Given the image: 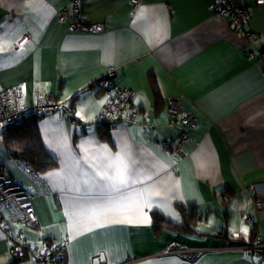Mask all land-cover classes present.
<instances>
[{"label":"crops","instance_id":"obj_1","mask_svg":"<svg viewBox=\"0 0 264 264\" xmlns=\"http://www.w3.org/2000/svg\"><path fill=\"white\" fill-rule=\"evenodd\" d=\"M221 1L83 0L81 20L104 28L85 33L58 13L72 0H0V92L20 86L27 104L52 98L76 119L37 117L58 161L41 175L10 157L1 141L0 167L31 193L40 226L3 210L9 234L0 228V264H37L31 255L15 258L9 239L18 236L40 247L65 244L62 264H264L235 247L264 242V207L249 191L259 184L264 193V57L248 56L264 50V5L240 0L253 41L215 11ZM111 68V82L134 91L136 123L112 126L109 141L95 121L109 98L99 83ZM172 97L197 119L179 153L162 146L178 136L168 113ZM118 155L131 186L86 193L96 166ZM110 200L119 203L109 207ZM179 206L200 212L187 216L191 228ZM155 211L176 228L157 231ZM173 244L212 250L195 260L159 255Z\"/></svg>","mask_w":264,"mask_h":264},{"label":"built area","instance_id":"obj_2","mask_svg":"<svg viewBox=\"0 0 264 264\" xmlns=\"http://www.w3.org/2000/svg\"><path fill=\"white\" fill-rule=\"evenodd\" d=\"M83 0H72V8H64L58 13L61 20H69L70 29L75 32L98 33L104 30L103 24H89L81 20ZM137 5L139 0H133ZM257 5H264V0H256ZM215 11L224 16H231L237 29L244 33L250 40L255 41V33L246 28L248 7L240 0H222L215 7ZM258 55L264 57V50H256L248 53L249 58ZM116 70L111 68L100 81V85L109 93L108 101L103 105L96 126H114L121 121L128 120L136 123V111L133 109L134 91L111 82V77ZM47 113L59 114L68 122H76L73 111L67 105L57 102L52 98L42 97L39 102L29 105L24 101V93L20 86L11 87L0 92V145L8 127L22 123L28 117H41ZM170 123L178 125L177 140H164V149L179 153L182 144L189 138V130L197 126L195 115L186 113L181 107V99L172 97L168 105ZM249 191L254 198L257 208L264 207V193L259 184L249 186ZM7 210L13 220L21 221L31 227H39L40 222L32 204L31 193L22 185L15 182L7 175L0 173V228L9 234V224L4 219L2 211ZM10 250L17 259H23L27 255L34 257L37 264H62L65 260V244H47L44 247L30 244L21 240V236L10 238ZM237 249L249 253H256L264 261V242L256 238L253 242L235 246ZM232 247V248H235ZM209 248H186L180 244L171 245L161 256L177 255L188 260H195Z\"/></svg>","mask_w":264,"mask_h":264},{"label":"trees","instance_id":"obj_3","mask_svg":"<svg viewBox=\"0 0 264 264\" xmlns=\"http://www.w3.org/2000/svg\"><path fill=\"white\" fill-rule=\"evenodd\" d=\"M106 89V88H105ZM107 90V89H106ZM112 126H99L101 136L110 141L109 129ZM107 128V129H106ZM2 145L7 154L23 165L29 172L41 175L58 166V161L47 150L37 126V117H28L22 123L8 127L2 139ZM0 167V173L6 175ZM179 210L185 218L184 228H191L187 216H195L199 211L195 209L186 210L179 206ZM155 229L158 231L163 227L176 228L177 225L167 221L160 213H152ZM183 229V228H182ZM226 236V235H225ZM228 238H233L227 235ZM243 244L241 239L233 241Z\"/></svg>","mask_w":264,"mask_h":264},{"label":"snow or ice","instance_id":"obj_4","mask_svg":"<svg viewBox=\"0 0 264 264\" xmlns=\"http://www.w3.org/2000/svg\"><path fill=\"white\" fill-rule=\"evenodd\" d=\"M92 165H89L91 167ZM95 183L89 185L85 192L100 190L107 194L122 193L131 186L132 176L129 171L128 164L122 156H107L104 161L97 165L94 169ZM88 184V181L84 182ZM119 201L110 200L109 207L115 206ZM89 214L92 217L98 215L96 208L89 209ZM246 233L247 229H243Z\"/></svg>","mask_w":264,"mask_h":264}]
</instances>
